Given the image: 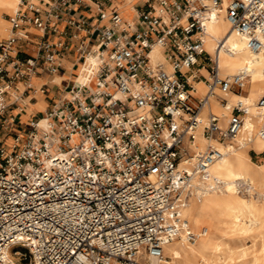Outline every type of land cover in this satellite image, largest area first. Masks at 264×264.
<instances>
[{
    "label": "built area",
    "instance_id": "built-area-1",
    "mask_svg": "<svg viewBox=\"0 0 264 264\" xmlns=\"http://www.w3.org/2000/svg\"><path fill=\"white\" fill-rule=\"evenodd\" d=\"M150 2L131 22L117 11L97 24L67 22L99 46L94 88L67 87L10 145L20 124L12 110L24 112L33 78L56 74L66 49L43 36L26 55L28 28L56 33L71 9L56 0L43 13L22 0L8 17L10 34L0 40V264H164V246L182 231L189 243L198 237L180 215L193 176L182 166L206 179L224 155L216 144L235 141L248 115L240 100L224 125L210 110L214 97L227 105L216 90L242 93L248 77L220 76L223 44L213 54L204 48L206 24L224 11L248 48L262 51L264 0ZM155 49L162 59L152 63ZM91 50L80 45L84 63ZM199 82L207 90L196 97ZM257 136L264 140V127Z\"/></svg>",
    "mask_w": 264,
    "mask_h": 264
},
{
    "label": "bare ground",
    "instance_id": "bare-ground-1",
    "mask_svg": "<svg viewBox=\"0 0 264 264\" xmlns=\"http://www.w3.org/2000/svg\"><path fill=\"white\" fill-rule=\"evenodd\" d=\"M22 0H0V39L10 34V23L3 13L13 14L21 8ZM30 4H32L30 2ZM125 20L124 13L117 11ZM134 7L131 22L136 16ZM126 13V12H125ZM204 48L213 54L217 43L223 44L219 51V74L222 78L238 73L247 74L242 93L216 94L227 100L222 107L219 100L211 99L210 110L222 118V125L231 114L232 106L242 101L248 115L239 136L231 143L218 145L224 154L209 169L206 179L194 174L190 166H182L190 172V194L181 210L185 230L196 234L194 243H189L185 231L178 239L164 246V264H264V159L260 164L252 161L249 151L264 152V140L257 132L264 127V50L248 48L246 39L231 30L224 11L212 15L206 24ZM86 55L80 65L77 86L87 84L93 90L94 73L99 64L98 44ZM152 63L161 61L158 50L151 55ZM58 83L60 78L56 80ZM194 96L203 95L207 88L203 82L195 83ZM213 103V104H212ZM207 109H205L204 114ZM45 127L46 122L42 121ZM200 150L206 142L197 137ZM251 242L247 246L246 243Z\"/></svg>",
    "mask_w": 264,
    "mask_h": 264
},
{
    "label": "crops",
    "instance_id": "crops-1",
    "mask_svg": "<svg viewBox=\"0 0 264 264\" xmlns=\"http://www.w3.org/2000/svg\"><path fill=\"white\" fill-rule=\"evenodd\" d=\"M33 1L37 2V7L45 13L50 10V5L56 0ZM33 1L31 2L32 4ZM149 1H151L150 5H154L157 2V0H103V3L98 2L99 5H97L96 0H68V7L71 11L70 13L65 12L61 19L55 22L54 25L57 27L56 33L48 31L44 35L42 31L36 28H28L30 38L34 44L26 45L24 50L26 55L34 56L36 54L37 46L35 43H38L43 36L44 40L48 42L56 43L61 41L65 43L66 49L62 53V66L56 74L49 75L44 72L33 78V87L29 93V99L31 100L25 107L24 112L19 113L18 110H12L14 114H17L18 120L20 117L24 116V124H27L32 117L41 118L44 111L50 107L52 101L63 97L66 93L65 89L76 83V79H78L79 76L80 65L84 63V55H81L79 47L84 43L87 45V50H90L93 46L94 37L87 35L84 28L77 30L69 27L67 22L71 18L77 20L84 19L89 24H97L101 14L110 15L114 11H120L125 14V20H131L134 7H136V9H142L144 6L147 7ZM53 23L54 21H50L49 26H52ZM106 25L107 22L104 21L102 27ZM63 32H66V34L62 35L61 33ZM74 35L76 37H73ZM57 78L61 79L59 83L56 81Z\"/></svg>",
    "mask_w": 264,
    "mask_h": 264
},
{
    "label": "rangeland",
    "instance_id": "rangeland-1",
    "mask_svg": "<svg viewBox=\"0 0 264 264\" xmlns=\"http://www.w3.org/2000/svg\"><path fill=\"white\" fill-rule=\"evenodd\" d=\"M32 1H33V0H26L27 3H30V2H32ZM98 2L103 3V0H96L97 5H99ZM33 4L36 5L37 2H34V1H33ZM37 5H38V4H37ZM37 5H36V6H37ZM104 8H105V7H104ZM143 8H146V6H144ZM10 15H11V14L3 13V14H2V17H3V19L5 18L4 20H8V17H9ZM126 21H127V20H126ZM212 104H213V103H212ZM24 122H25V117H24V116L20 117V118H19V123H20L21 125H20V124H17L16 127L12 130L11 135L7 138L6 144H8V145L12 144L13 137L16 136L19 132L22 131V129H23V125H24ZM249 154H250V157H251L252 161L255 162L256 164H260V163L263 161V159H264V153L257 154V153H255L254 151H250ZM246 245H247V246H248V245L250 246V245H251V242H247Z\"/></svg>",
    "mask_w": 264,
    "mask_h": 264
}]
</instances>
